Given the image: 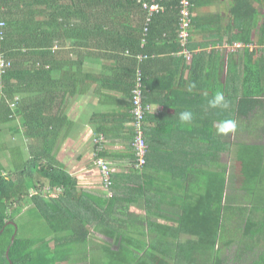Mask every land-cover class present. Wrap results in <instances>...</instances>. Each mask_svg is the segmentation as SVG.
Here are the masks:
<instances>
[{
    "label": "trees",
    "instance_id": "trees-1",
    "mask_svg": "<svg viewBox=\"0 0 264 264\" xmlns=\"http://www.w3.org/2000/svg\"><path fill=\"white\" fill-rule=\"evenodd\" d=\"M152 2L158 3L161 9L149 17L143 3ZM190 2L192 11L197 0ZM234 2V25L240 24L236 39L247 42L248 33L256 27L258 14L253 7L250 12L242 11L251 4L250 0ZM179 8L180 0H0V22L4 23L0 26V55L10 62L9 67L0 69V123L7 125L18 117L23 124V136L32 140L28 158L22 154L10 158V167L0 162V264H264V253H254L259 241L264 240V205L250 204L248 210L242 207L233 211L234 206L228 203L226 212L225 207H220L224 179L218 188L220 196L209 202V212L201 215L206 219L205 223L197 224L194 229L178 230L195 236L194 242L173 244L160 238L143 244L139 239L134 240L129 230L114 227L109 202L115 199L111 192L101 200L93 198L90 192L76 190V180L54 159L52 134L48 137L45 133L49 126H55L66 105L61 94L51 92L52 87L58 89L62 81L70 95L87 93L99 73L87 67V61L95 63L100 59L99 62L111 72L106 86L111 87L119 78L129 76L125 86L130 111L129 117L123 115L122 121L130 123L124 130L132 148L130 163L137 167L133 146L135 130L131 125V89L140 70L143 103H147V66L165 51L161 45L169 46L173 53L179 52L180 62L186 61L183 50H188L189 41L183 47L178 39ZM193 22L191 18L190 37ZM260 27L264 30L263 24ZM253 54L245 51L250 63ZM231 64L229 79L239 75L236 66ZM200 65L199 68L198 63L193 65V74L201 69ZM54 70L58 72L57 77L53 76ZM100 74L107 73L102 71ZM241 75L239 88L233 92L228 89L233 94L227 96L225 110L223 108L221 113L207 120L205 133L202 128L195 132L197 137L204 135L206 142L211 143L212 156L219 150L214 143L219 140L216 128L220 122L237 121L240 115L248 117L249 111L264 100L263 63L245 64ZM36 77L51 85H41L37 99H28L29 80ZM100 81L105 83V79ZM13 101L14 107L11 106ZM214 121L218 122L217 126ZM143 123L144 120L142 129ZM143 133L145 139L144 129ZM101 141L94 142L98 146L97 153L102 151ZM147 154L148 147L146 162ZM246 160L243 159L240 168L245 179L249 173ZM110 180L108 191L113 189L112 177ZM242 183L245 187L249 184L246 180ZM31 188L35 191L33 195L28 192ZM247 194L250 192L244 193ZM28 205L46 224L38 237H21L18 233L17 218ZM227 216L230 217L228 221L236 222L242 216L244 225L239 228L243 230L227 231L229 234L225 237L223 221ZM92 231L112 238L113 242L94 243ZM237 242L239 245L235 247ZM231 252L234 255L229 257Z\"/></svg>",
    "mask_w": 264,
    "mask_h": 264
},
{
    "label": "crops",
    "instance_id": "crops-1",
    "mask_svg": "<svg viewBox=\"0 0 264 264\" xmlns=\"http://www.w3.org/2000/svg\"><path fill=\"white\" fill-rule=\"evenodd\" d=\"M234 3V0H197L191 11L194 22L187 46L190 55L186 61L180 62L179 52L173 53L169 46L161 45L165 51L149 62L145 95L150 109L143 123L148 154L143 167L130 163L132 148L124 130L130 123L122 121L123 115L128 116L130 111L125 86L129 76L125 78L124 75L111 87L106 86L111 72L99 59L95 63L87 61V67L99 72L87 93L70 95L62 81L58 89L52 87L51 92L61 94L66 102L63 113L57 114L55 126L45 131L48 137L52 134L55 161L76 180L78 192H90L93 198L101 200L111 192L115 199L109 202L114 227L129 230V235L143 244L160 238L173 244L194 242L195 236L178 230L194 229L197 224L205 223L201 215L209 212V202L220 196L218 188L222 179L225 182L220 207H225L226 212L229 196L232 203L242 196L238 192H243L244 196L245 192L258 190L254 185L264 190V100L249 111L248 117H238L234 133L218 134L219 140L214 145L219 150L215 156L204 135L197 137L195 134L197 128L205 133L207 120L222 112L223 108L209 107L213 92H222L227 102V96L233 94L230 92L242 83L241 70L245 64L257 61L264 65V30L260 27L264 25V0H250L251 4L242 10L250 12L253 7L258 14L256 27L248 33L247 42L236 39L240 24L234 25ZM245 51L254 52L251 63ZM195 63L198 68L200 63L201 69L193 74ZM230 64L235 65L239 73L231 79ZM102 71L107 73L106 77L100 74ZM53 76H58L56 70ZM38 78L29 80L28 99H37L41 85H51ZM101 79H105L104 84L99 83ZM185 110L193 114L189 124L179 121V113ZM43 115L48 117L46 113ZM217 124L214 121V125ZM23 130L18 117L7 125L0 123V150L8 154L4 159L0 156L2 164L7 166L9 156L12 159L20 154L29 157L32 140L23 136ZM100 137L102 151L97 153L94 140ZM97 156L107 161L111 168L112 191L103 187L100 168L95 165ZM244 158L249 164L247 179L240 170ZM245 180L249 182L246 187L242 183ZM33 189H29V195L35 193ZM215 205L217 207V203ZM235 206L238 207L237 203ZM92 239L94 243L113 242L112 238L93 231Z\"/></svg>",
    "mask_w": 264,
    "mask_h": 264
},
{
    "label": "built area",
    "instance_id": "built-area-1",
    "mask_svg": "<svg viewBox=\"0 0 264 264\" xmlns=\"http://www.w3.org/2000/svg\"><path fill=\"white\" fill-rule=\"evenodd\" d=\"M142 1V0H139ZM191 0H180V8H179V30H178V39L180 44L185 47L189 41L190 37V24L192 18V12L190 10ZM145 9H147L149 17L159 9L161 6L158 3L152 2L150 4L143 3ZM149 20V18H148ZM4 23L0 22V26H3ZM187 54L189 53L186 49L183 50ZM142 56L140 55L139 58ZM10 66V62L6 61L0 55V69L3 71L7 67ZM143 93L144 90L142 88V74L141 71L138 70L136 74V82L135 85L131 89L130 100H131V115L132 122L131 125L134 126L135 135L133 140V146L137 155V166L140 167L145 164V154L147 152V144L144 139L143 129L141 124L144 120L146 112L149 111L150 106L148 104L143 103ZM11 106H15V103H11ZM99 140H103L101 137L94 140L98 142ZM96 165L99 166L101 174H102V182L105 189H108L111 184V172L108 166V163L102 158L96 159Z\"/></svg>",
    "mask_w": 264,
    "mask_h": 264
},
{
    "label": "rangeland",
    "instance_id": "rangeland-1",
    "mask_svg": "<svg viewBox=\"0 0 264 264\" xmlns=\"http://www.w3.org/2000/svg\"><path fill=\"white\" fill-rule=\"evenodd\" d=\"M189 55L190 54L188 53L187 57H189ZM0 156H2L4 159L5 156L8 157V154H6V151L2 152V149H1L0 150ZM10 158L11 157L9 156L8 160ZM0 160H1V158H0ZM8 167H10V165ZM11 167H13V166H11ZM254 189H258V190H256L255 192H250V194H247V196H245V195L243 196V192H238V195L240 194L242 196L236 198L237 200L234 199V202H232V205L234 206V208L232 210L233 211H239V209H242V207L244 210H246V208L248 210L250 208V204L251 205L252 204H256V205L263 204L264 205V190H262V189L260 190L259 185H254ZM229 194H230V192H229ZM231 200H232V198L229 196L228 203H230ZM236 203H237L238 207L235 206ZM246 203H247V205H246ZM228 218H230V217L227 216L225 218V221H223V223L225 224V229H224L225 232L223 231L225 237H227V235L229 234V233H227V231L230 232L231 230L233 231L234 229H242L241 227L239 228V226L244 225L243 223H241L242 216L239 219L237 218V222L233 221V220L228 221ZM17 219H18V226H19L18 233L21 237H38L41 235L42 230L44 228H46V224H45L44 220L41 217L37 216V214L34 212V210L31 209L30 207H27L26 209H24L22 211L21 215ZM239 239H237V241ZM234 245L236 247L239 245V243L238 242H237V244L234 243ZM232 252L229 253V254H231V255H229V257L234 255V253H232ZM258 252H261L262 254L264 253V240L259 241L257 248L255 249L254 253L259 254ZM224 254H226V252H224Z\"/></svg>",
    "mask_w": 264,
    "mask_h": 264
},
{
    "label": "clouds",
    "instance_id": "clouds-1",
    "mask_svg": "<svg viewBox=\"0 0 264 264\" xmlns=\"http://www.w3.org/2000/svg\"><path fill=\"white\" fill-rule=\"evenodd\" d=\"M209 107L211 108H226L227 103L222 93L217 92L214 97L208 101ZM193 119V114L189 110H185L179 113V121L182 124H189ZM237 129V122L234 119H226L220 122L216 128L218 134L228 135L234 133Z\"/></svg>",
    "mask_w": 264,
    "mask_h": 264
},
{
    "label": "water",
    "instance_id": "water-1",
    "mask_svg": "<svg viewBox=\"0 0 264 264\" xmlns=\"http://www.w3.org/2000/svg\"><path fill=\"white\" fill-rule=\"evenodd\" d=\"M11 264V263H10Z\"/></svg>",
    "mask_w": 264,
    "mask_h": 264
}]
</instances>
